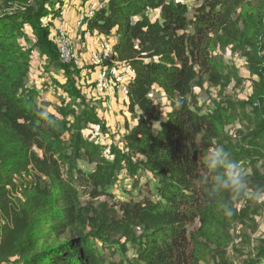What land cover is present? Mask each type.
Wrapping results in <instances>:
<instances>
[{"label": "trees", "instance_id": "trees-1", "mask_svg": "<svg viewBox=\"0 0 264 264\" xmlns=\"http://www.w3.org/2000/svg\"><path fill=\"white\" fill-rule=\"evenodd\" d=\"M0 1L15 7L0 11V264H102L77 190L69 171L64 173L70 163L66 122L43 111L27 83L32 46L53 55L41 22L45 8L28 0ZM186 10L173 0H102L82 22L91 35L111 36L113 59L133 71L126 107L136 117L123 141L151 174L153 188L149 199L122 204L121 210L143 229L136 251L142 264H201L203 241L210 240L221 205L229 202V193L209 201L202 182L207 174L197 149L199 116L187 98L197 53L195 39L186 34ZM219 16L209 1L194 9L192 20L207 28ZM153 86L169 102L164 115L149 98ZM250 142L264 156L263 124ZM245 177L251 185L264 184L256 170ZM195 221L197 229L188 233ZM46 240L51 243L37 249Z\"/></svg>", "mask_w": 264, "mask_h": 264}, {"label": "rangeland", "instance_id": "rangeland-1", "mask_svg": "<svg viewBox=\"0 0 264 264\" xmlns=\"http://www.w3.org/2000/svg\"><path fill=\"white\" fill-rule=\"evenodd\" d=\"M80 1L28 0L34 8H45L41 22L49 32L53 55L32 46L27 83L36 91L37 105L66 122L63 139L70 163L64 173L69 171L70 183L77 190L100 261L142 264L136 251L143 229L123 216L121 205L149 199L152 177L140 169L139 157L123 141L126 125H133L136 115L127 112L118 85L100 82L88 65L93 46L89 42L94 43V36L84 38V29L75 26L76 13L85 5ZM173 1L186 5V34L195 39L197 59L187 98L199 116L196 140L204 173L211 175L205 163L207 154L223 146L245 176L255 170L264 176V156L250 142L259 125L264 126V0ZM209 1L218 7L220 16L210 27L202 28L192 20L194 9ZM1 5L0 11L15 8ZM58 17L68 31L74 30L71 45L75 53L67 61L56 48ZM24 32L33 38L29 26ZM120 70L128 77L125 67ZM149 98L162 115L167 112L169 102L160 88L153 86ZM254 184L248 182L238 198L229 193L230 217L223 212L225 203L221 205L222 217L210 229V240L203 241L201 264H264V184ZM197 227L195 221L187 232ZM50 243L43 241L37 249Z\"/></svg>", "mask_w": 264, "mask_h": 264}, {"label": "built area", "instance_id": "built-area-1", "mask_svg": "<svg viewBox=\"0 0 264 264\" xmlns=\"http://www.w3.org/2000/svg\"><path fill=\"white\" fill-rule=\"evenodd\" d=\"M102 0H81L83 2L84 8L78 14L76 18V26L84 27L82 25L84 16H91L96 7L100 5ZM57 36L55 38L56 48L60 54V58L64 61H67L74 56L75 50L71 45V37L68 34L66 28L62 25V18H57ZM85 29V27H84ZM91 36H94V43L92 47V52L90 53L88 65L93 68L97 76L102 83H107V81L114 82L118 85V88L124 96V101H127V78L133 73L131 68H128L124 65L118 64L113 59V45L114 40L111 36H104L102 34L94 33ZM118 64V66H115ZM125 67L128 77L123 74V71L120 68Z\"/></svg>", "mask_w": 264, "mask_h": 264}, {"label": "clouds", "instance_id": "clouds-1", "mask_svg": "<svg viewBox=\"0 0 264 264\" xmlns=\"http://www.w3.org/2000/svg\"><path fill=\"white\" fill-rule=\"evenodd\" d=\"M206 168L211 173L202 177V182L206 185V196L209 201H214L218 196L231 193L234 197L244 194L248 181L243 174L239 163L231 157V154L223 147L219 146L207 154ZM255 195V194H254ZM258 200L259 196L255 195ZM223 212L226 216L233 215L230 202L223 205Z\"/></svg>", "mask_w": 264, "mask_h": 264}, {"label": "crops", "instance_id": "crops-1", "mask_svg": "<svg viewBox=\"0 0 264 264\" xmlns=\"http://www.w3.org/2000/svg\"><path fill=\"white\" fill-rule=\"evenodd\" d=\"M80 3V2H79ZM65 9V6H63V8H62V10H64ZM65 14H66V11H65ZM78 12L76 13V18H77V16H78ZM76 18H75V26H76ZM57 24V23H56ZM68 27V26H67ZM66 28V27H65ZM82 30L84 29V27H80ZM67 30V29H66ZM68 31V30H67ZM71 31L72 30H69L68 31V34H69V36L70 37H72V33L74 32V30L72 31V33H71ZM91 36V34L90 33H88V32H85V34H84V38H88V37H90ZM105 36V35H104ZM89 45L90 46H92L93 44H92V41L90 40V42H89ZM93 47V46H92ZM92 49V48H91ZM125 104H126V102H125Z\"/></svg>", "mask_w": 264, "mask_h": 264}]
</instances>
